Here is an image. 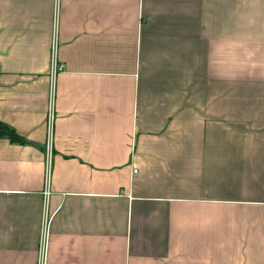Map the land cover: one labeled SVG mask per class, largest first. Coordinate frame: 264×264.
Returning a JSON list of instances; mask_svg holds the SVG:
<instances>
[{"label":"crops","instance_id":"obj_1","mask_svg":"<svg viewBox=\"0 0 264 264\" xmlns=\"http://www.w3.org/2000/svg\"><path fill=\"white\" fill-rule=\"evenodd\" d=\"M0 122V264H264V0H0Z\"/></svg>","mask_w":264,"mask_h":264},{"label":"built area","instance_id":"obj_2","mask_svg":"<svg viewBox=\"0 0 264 264\" xmlns=\"http://www.w3.org/2000/svg\"><path fill=\"white\" fill-rule=\"evenodd\" d=\"M51 77H52V85H51V98L49 105V113L47 120V139H46V151H47V190L46 194L49 195V173L51 167V159H52V151H53V143H54V127H55V107H54V90H55V77L56 75L65 70V65L60 63L58 60V38L57 33H54L53 44L51 50ZM43 218V239L41 241V246L39 250V260L38 264H46V255H47V243L45 237L48 233V214L45 212Z\"/></svg>","mask_w":264,"mask_h":264},{"label":"trees","instance_id":"obj_3","mask_svg":"<svg viewBox=\"0 0 264 264\" xmlns=\"http://www.w3.org/2000/svg\"><path fill=\"white\" fill-rule=\"evenodd\" d=\"M1 137L9 138L12 141H24V139L21 138L14 129L9 127V125L0 122V138Z\"/></svg>","mask_w":264,"mask_h":264}]
</instances>
